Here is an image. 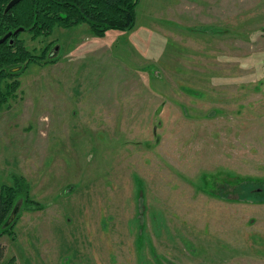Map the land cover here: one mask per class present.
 <instances>
[{"label": "rangeland", "instance_id": "rangeland-1", "mask_svg": "<svg viewBox=\"0 0 264 264\" xmlns=\"http://www.w3.org/2000/svg\"><path fill=\"white\" fill-rule=\"evenodd\" d=\"M21 37L48 53L0 86V264H264V0Z\"/></svg>", "mask_w": 264, "mask_h": 264}, {"label": "trees", "instance_id": "trees-1", "mask_svg": "<svg viewBox=\"0 0 264 264\" xmlns=\"http://www.w3.org/2000/svg\"><path fill=\"white\" fill-rule=\"evenodd\" d=\"M11 1L0 0V39L12 33L10 38L0 45L1 87L7 77L18 73L17 67L43 61L48 53V48L41 56L29 51L21 37L23 33L30 34L32 39L36 40L49 36L56 26L69 28L80 23L89 24L98 36L104 35L108 30L132 29L136 22L139 0H23L6 13L5 10ZM19 29L24 30L14 35ZM16 84L14 82L6 86L7 95L13 93L11 91L17 87ZM2 96L0 92V103ZM17 195L13 186L0 187V237L12 235L16 226L15 224L1 230L8 223L9 210ZM31 202L40 206L30 200L29 203Z\"/></svg>", "mask_w": 264, "mask_h": 264}, {"label": "water", "instance_id": "water-1", "mask_svg": "<svg viewBox=\"0 0 264 264\" xmlns=\"http://www.w3.org/2000/svg\"><path fill=\"white\" fill-rule=\"evenodd\" d=\"M21 1H23V0H12V1L9 3V5L7 6L5 12H6V13L9 12L12 8H14V7H15L17 4H19ZM23 30H24V29H19V30L15 31L14 35H17V34L23 32ZM11 35H12V33H9V34H7L6 36H4L2 39H0V45L3 44V43H5V42L10 38Z\"/></svg>", "mask_w": 264, "mask_h": 264}]
</instances>
